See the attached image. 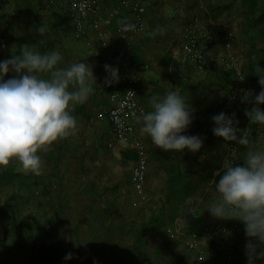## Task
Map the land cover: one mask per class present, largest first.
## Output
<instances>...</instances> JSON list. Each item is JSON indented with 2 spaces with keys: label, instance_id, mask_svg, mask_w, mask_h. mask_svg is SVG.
<instances>
[{
  "label": "crops",
  "instance_id": "1",
  "mask_svg": "<svg viewBox=\"0 0 264 264\" xmlns=\"http://www.w3.org/2000/svg\"><path fill=\"white\" fill-rule=\"evenodd\" d=\"M135 1L147 8L143 34L128 35L125 39L117 34L121 21L131 23L129 11L121 9L110 26L103 23L98 31L88 24L87 40L90 42L87 43V40H71L73 25L70 16L48 7L46 0H0V60L19 55L24 45L33 46V50L40 52L58 50L63 56L62 67L83 60L93 65L97 78L92 81L95 91L89 100L73 109V115L79 121L78 132L59 139L39 153L43 165L42 174L25 173L20 170L19 162L13 161L7 166H0V188L14 191L11 195L20 192L16 194L17 197L26 196L27 193L30 196L35 192V195L45 196L47 200L53 198L52 206L57 207L59 199H55L52 190L56 185L68 186L66 181H74L79 190L78 197L88 189L89 204H95L97 212L102 206L111 204H119L127 211V207L133 206H128L129 200L138 203L139 198V201L142 200L141 208L142 202L146 203L147 213L145 216L141 214L133 217L129 223L119 217L120 222L112 219L101 230L98 224L101 219L95 214L97 218L90 224L92 230L89 234L87 263L113 264L117 254L124 255L123 264H198V253L189 249L184 251L187 247L181 237H172L167 229H181L189 237H203L202 251L216 243L214 239L204 238L205 230L209 228L208 210L205 209L212 206L219 195L215 189V178L223 171L226 156L230 154L234 165H242L247 152L238 145L236 153H230L229 142L214 135L212 131L214 122L211 117L221 112L219 109L222 101L232 87L230 76L224 73L217 58L224 52L217 32L225 26V22L230 21L239 29V36L243 35L245 8L242 0ZM100 2L104 16L119 5L118 0ZM254 4L259 13L264 0H254ZM195 17L200 18L217 37L211 47L214 63L206 71H200L183 54L184 32L187 24ZM256 30V33L264 34V26H258ZM253 37L256 45L264 41V38L261 40ZM239 38L237 46L239 43L245 45L242 36ZM263 55L258 56L257 60L264 61ZM106 63L118 66L120 71L119 82L110 86L105 83ZM16 75L10 71L5 78ZM43 75L48 77V73ZM134 76L138 78L135 84L138 89L137 100L146 112L151 110L150 101L153 96L179 91L194 117L184 134L204 138V146L199 152L166 151L153 144L149 136L141 134L139 120L134 122V138L144 141L147 147L145 200L136 194L132 184L136 150L119 144L111 147L109 144L114 138L113 125L108 119L99 117V114L111 107L112 94L124 92ZM257 86L260 91L261 85ZM248 126L244 125L242 130ZM254 133H248L253 138L250 145L257 146L258 137ZM101 196L105 204L99 207ZM5 201L3 199L5 205L2 213L12 206ZM153 210L162 211L163 228L149 232L142 246L135 245L138 229L148 221ZM193 212L200 214V221L193 217ZM183 218H186L185 222L181 221ZM121 221L123 226L119 229L117 227ZM214 222L226 223L227 220L220 221V218L215 217ZM124 239L130 241L128 246H121ZM72 250L76 251L71 254L72 264H80L83 247L78 246ZM67 254L61 250L63 260ZM182 255L184 258H181ZM219 256H222L220 251L215 258Z\"/></svg>",
  "mask_w": 264,
  "mask_h": 264
},
{
  "label": "clouds",
  "instance_id": "2",
  "mask_svg": "<svg viewBox=\"0 0 264 264\" xmlns=\"http://www.w3.org/2000/svg\"><path fill=\"white\" fill-rule=\"evenodd\" d=\"M136 27L121 21L123 31ZM62 61L58 50L40 52L29 45H24L19 55L0 60V166L18 161L21 171L41 175L39 153L78 132L73 109L89 100L95 91L92 81L97 78L92 64L80 60L62 67ZM104 68L105 83H118L119 67L106 63ZM10 71L17 75L6 79ZM44 73H48L47 78ZM259 77V93L254 97L248 93L243 99L252 98V107L245 110L250 124L264 125V108L260 107L264 105V74ZM150 103L151 110L137 116L142 135L166 151L196 153L203 148L200 135L184 134L194 117L179 91L153 96ZM211 119L214 135L238 145L251 144L246 130L237 126L235 113L221 111ZM243 161L234 165L230 154L225 157L223 172L215 181L218 199L208 211L216 218L244 222L249 238L245 245L248 264H256L257 259H264V150L249 147Z\"/></svg>",
  "mask_w": 264,
  "mask_h": 264
},
{
  "label": "built area",
  "instance_id": "3",
  "mask_svg": "<svg viewBox=\"0 0 264 264\" xmlns=\"http://www.w3.org/2000/svg\"><path fill=\"white\" fill-rule=\"evenodd\" d=\"M118 1V7L104 16L100 0H46L48 7L56 8L70 16L73 25L71 33L73 40H87L88 24H91L93 29L98 31L103 23L110 26L117 18L121 9L129 11L131 23H134L137 27L135 30L126 32L120 26L117 34L124 39L128 35L140 36L143 34L146 29V6L135 0ZM224 32L222 44L225 53L218 57V61L222 65H227L235 70V79L234 84L222 101L221 110L232 114L241 104L252 107V98L250 97L248 101H245L243 98L248 93H252L254 97L255 94L259 93V87L247 80L243 67L239 65V61L232 54L233 45L236 41L235 32L229 26H226ZM184 38L183 54L186 59L193 62L200 71L208 70L214 63V58L211 57V47L217 41V37L215 38L213 33L201 22L200 18L195 17L187 24ZM86 42L89 43L90 41L87 40ZM137 79V76H134L124 92L112 94L111 107L99 114V117L101 119H108L113 125L114 138L109 144L111 147L119 144L131 146L136 150L137 159L132 168V183L136 194L145 200L147 198L146 183L148 178L147 147L144 141L134 138V122L138 120L137 116L146 112V110L137 100L138 89L135 87ZM248 124L249 128H247L246 133L254 131L258 137L257 147L264 150V126L250 124V121ZM228 142L231 152H236L238 150L237 144L233 141ZM193 217L197 218L194 212ZM181 221L185 222L186 218H183ZM242 227H244V222L238 218H228L226 223H213L211 227L205 230L204 238L216 240V245L208 248L206 251L201 250L203 237H199L198 235H191L189 237L181 229L168 228L167 232L172 237H181L182 242L190 251L198 253L196 262L203 264L208 260V256L213 255L217 250H228L232 233L240 231Z\"/></svg>",
  "mask_w": 264,
  "mask_h": 264
},
{
  "label": "rangeland",
  "instance_id": "4",
  "mask_svg": "<svg viewBox=\"0 0 264 264\" xmlns=\"http://www.w3.org/2000/svg\"><path fill=\"white\" fill-rule=\"evenodd\" d=\"M225 23V26H222V29L217 32V35H219V37L221 38L219 39L220 43H222L224 32L223 28L226 29V26L231 27L236 36L232 54L239 61V65L241 67H244L248 62V57L246 54L249 51V48L246 44L241 45V43H239V47L237 46V42L238 40H240L239 37L242 36L241 39L244 41L243 35L239 36L241 33L239 29L233 24L234 22L228 21ZM252 34L257 38L259 37L261 40H263L264 38V34L254 33V31ZM260 39L258 41H260ZM71 40L74 41L72 38ZM261 48L262 50L264 49V41L262 42V44L257 45V49ZM262 52L264 54V51ZM222 53L224 54L225 51ZM254 56H257V52L254 53ZM222 67L224 73L228 75V77L230 76L229 78L233 85L235 79V70L227 65H222ZM219 110L217 111L219 112ZM235 115L238 121H240V115L238 114L237 110ZM237 126L241 129L239 123ZM244 130L247 129L244 128ZM248 137L251 141L252 137L250 138L249 135ZM230 153H232L231 149ZM66 183L68 184V186H63L61 184V187L56 185V188L54 187V189L52 190L55 199H59L58 204L60 205L57 204V207L56 205L52 206L53 198H49V200H47L45 196L35 195V192H32L30 196L27 193L26 196L20 195L19 197H17L16 194H19L20 192H15V194L11 195L14 191H9L6 188H0V264H40L38 259L40 246L39 237L43 231H53L52 220L56 216L55 214L59 215L61 221L59 229V233L62 234L60 249L63 253L68 252V254H74V252L76 253V251L73 252V248H75L76 250L78 246L83 247V254L81 256L82 260H80L79 262L80 264H88L87 251L89 246L88 243L90 241L89 234L92 230L90 224L93 223L95 218H97V215L95 214H98V217H100L101 219V223H98L100 225V229L104 230L106 227L105 225L109 224L110 220L112 219H117L118 222H120L119 219L122 218V220H127L129 223L133 219V217L137 215L140 216L141 214L145 216L147 213L146 209H148V207H146V203L142 202L141 208L140 201L142 200L139 201V198L137 199L139 205L138 203H136V201L134 202V200H129L128 206L131 207L133 205L134 207L132 206L133 209L127 207L126 209H128L129 211H126L124 210V207H121L119 204H111L107 207H103L102 205L105 204L102 198L103 196H101V200L99 201V203L101 204H98L99 207H102L100 208V210L98 209L99 211L97 212V208H94L95 204L92 203L91 206L89 204L90 196L88 197V189L85 191V194L82 193L84 196L82 195L78 197L79 190H77L74 181H66ZM12 198H15V200ZM3 199L6 200L5 202H10L9 204H11L12 206L2 213L5 205H3ZM136 205L138 206L135 207ZM209 206L205 210H208L210 208ZM207 217L209 219L208 224L211 225L215 217H213L209 211ZM227 219L228 218H226L225 221ZM221 220L223 219H220V221ZM121 226H123L122 221L121 224L118 223L117 228L120 229ZM15 228L17 230L20 229V231L16 235L13 232ZM29 228L32 230V232H29ZM129 243L130 241L128 239H124L121 241V246H128ZM187 249L188 248L184 249V251ZM68 254L63 256V264H72V255L69 258ZM183 255L181 258H184Z\"/></svg>",
  "mask_w": 264,
  "mask_h": 264
},
{
  "label": "trees",
  "instance_id": "5",
  "mask_svg": "<svg viewBox=\"0 0 264 264\" xmlns=\"http://www.w3.org/2000/svg\"><path fill=\"white\" fill-rule=\"evenodd\" d=\"M242 5L245 8L243 9V16L245 17L246 20L245 27L243 30V37L245 44L249 48V51L246 54L248 57V62L246 63V66L243 67V71L247 80L250 83L259 85V79H260L259 75L264 74V61H259L257 59L258 56H260V54H263L262 51H264V49L263 50L262 48L257 49V45L252 33L253 31L254 33L257 32L256 29L258 26L259 27L264 26V5L260 8L259 13L256 12L254 0H242ZM224 33L225 32H223V35ZM255 52H257V57L254 58ZM250 108L251 107L246 106V104H241L240 107L236 109L238 114L240 115L239 125L241 129H243L244 125H247L249 123V118L245 114V110ZM261 108H264V105H261ZM236 110H234L233 113H236ZM249 147L250 145L249 146L241 145V148L244 151H247ZM251 147L258 148L256 145H253ZM222 172H220L217 175L215 181L219 180ZM55 215L56 216L52 220L53 231L52 232L43 231L39 237L40 246L38 252V259L40 264H63V259L61 256V249H60L62 234L59 233L61 221L59 215L58 214ZM196 215H197L196 220L198 221L199 219L200 221L201 219L200 214L197 213ZM162 219H163L162 211L156 212L155 210H153L148 221L144 222L138 229L137 231L138 233L135 235V239H134L135 245L142 246L145 243V237L149 232L162 229L163 228ZM212 225L213 223L211 225H208L207 227H211ZM19 231L20 229L17 230L16 228L13 230L15 235ZM29 232H32L30 228H29ZM248 239L249 238L245 234L244 227H242L240 231L232 233L228 250H217L213 255H211V257L206 262L210 264H248V258L246 256V250H245V245ZM218 251H220V254L222 256L215 258ZM226 254L228 255V257ZM123 262H124V255L115 254V259L113 260V264H123ZM206 262H204V264ZM256 264H264V259H257Z\"/></svg>",
  "mask_w": 264,
  "mask_h": 264
}]
</instances>
